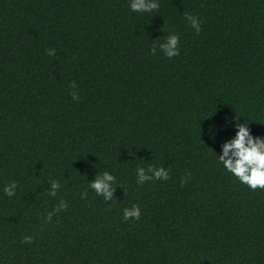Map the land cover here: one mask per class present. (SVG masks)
<instances>
[{
  "label": "trees",
  "instance_id": "trees-1",
  "mask_svg": "<svg viewBox=\"0 0 264 264\" xmlns=\"http://www.w3.org/2000/svg\"><path fill=\"white\" fill-rule=\"evenodd\" d=\"M129 3L0 0V264H264V189L218 158L237 121L264 137V0Z\"/></svg>",
  "mask_w": 264,
  "mask_h": 264
},
{
  "label": "clouds",
  "instance_id": "clouds-1",
  "mask_svg": "<svg viewBox=\"0 0 264 264\" xmlns=\"http://www.w3.org/2000/svg\"><path fill=\"white\" fill-rule=\"evenodd\" d=\"M129 7L135 12H150L159 7L158 0H130ZM187 20L190 21L191 26L200 32V21L197 17L188 15ZM179 36L177 34H170L164 43L160 44V48L168 58H172L179 54ZM155 46L151 51L155 52ZM48 55H53L55 49H47ZM76 87L75 84L72 85ZM73 99H78L77 93H72ZM226 123L231 124V121L226 118ZM235 127L237 131L235 135L224 141L222 150L218 155L219 161L223 167L232 175H234L242 184L249 186L255 190L257 188L264 189V137L254 136L250 130L248 123L236 122ZM218 134V129L215 125L210 124L208 128V135L211 139H215ZM137 183L142 184L147 180L169 178V173L164 167L156 168L149 165L147 169L144 167H137L136 169ZM115 176L108 171L102 175H98L97 179L89 182V187L92 188L98 195H102L105 200L112 198L114 191ZM16 183L5 185L4 192L8 196L15 194ZM60 187L58 181L52 182L51 194L55 195L57 189ZM87 195V193H82ZM67 207L64 201L60 202L59 208ZM52 213L48 214L46 219L51 218ZM141 209L137 205L123 210L124 219L130 217L139 219ZM31 236H25L23 242H31Z\"/></svg>",
  "mask_w": 264,
  "mask_h": 264
}]
</instances>
